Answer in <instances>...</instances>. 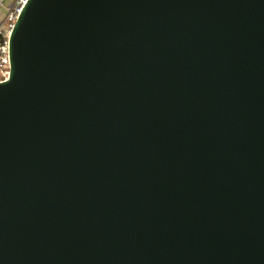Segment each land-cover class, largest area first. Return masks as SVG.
Instances as JSON below:
<instances>
[{"label":"water","instance_id":"1","mask_svg":"<svg viewBox=\"0 0 264 264\" xmlns=\"http://www.w3.org/2000/svg\"><path fill=\"white\" fill-rule=\"evenodd\" d=\"M0 81V264H264V0H27Z\"/></svg>","mask_w":264,"mask_h":264},{"label":"built area","instance_id":"2","mask_svg":"<svg viewBox=\"0 0 264 264\" xmlns=\"http://www.w3.org/2000/svg\"><path fill=\"white\" fill-rule=\"evenodd\" d=\"M27 0H10L4 5L0 0V6L5 7V13L0 14V81L7 78L9 74L10 59L8 37L22 7Z\"/></svg>","mask_w":264,"mask_h":264},{"label":"crops","instance_id":"3","mask_svg":"<svg viewBox=\"0 0 264 264\" xmlns=\"http://www.w3.org/2000/svg\"><path fill=\"white\" fill-rule=\"evenodd\" d=\"M2 1H3L4 5H8V3L5 2V0H2ZM4 13H5V7L0 6V14L3 15Z\"/></svg>","mask_w":264,"mask_h":264},{"label":"rangeland","instance_id":"4","mask_svg":"<svg viewBox=\"0 0 264 264\" xmlns=\"http://www.w3.org/2000/svg\"><path fill=\"white\" fill-rule=\"evenodd\" d=\"M5 2L9 3V2H10V0H5Z\"/></svg>","mask_w":264,"mask_h":264}]
</instances>
